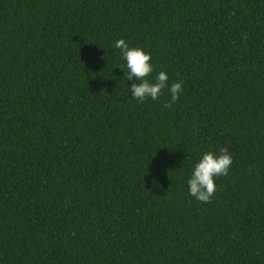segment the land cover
<instances>
[{"label": "trees", "instance_id": "obj_1", "mask_svg": "<svg viewBox=\"0 0 264 264\" xmlns=\"http://www.w3.org/2000/svg\"><path fill=\"white\" fill-rule=\"evenodd\" d=\"M117 39L174 104L130 96ZM0 264H264V0H0Z\"/></svg>", "mask_w": 264, "mask_h": 264}, {"label": "clouds", "instance_id": "obj_2", "mask_svg": "<svg viewBox=\"0 0 264 264\" xmlns=\"http://www.w3.org/2000/svg\"><path fill=\"white\" fill-rule=\"evenodd\" d=\"M113 46L119 50L120 59L124 62L119 67L123 76L126 81H133L126 87L133 99L138 103L149 99L156 101L162 91L167 89L170 100L164 107L168 108L177 101L183 82H170L168 74L164 71L156 72L152 78L154 65L150 53L143 47L130 46L124 39H117ZM232 163V155L227 148H219L216 152H202L199 159L193 163L186 179L188 194L197 201L210 202L216 190L215 178L227 175Z\"/></svg>", "mask_w": 264, "mask_h": 264}]
</instances>
